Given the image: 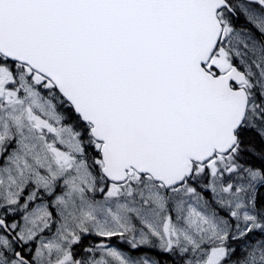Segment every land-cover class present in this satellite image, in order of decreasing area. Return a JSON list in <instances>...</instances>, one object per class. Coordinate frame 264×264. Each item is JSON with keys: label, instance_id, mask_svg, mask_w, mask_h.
Instances as JSON below:
<instances>
[{"label": "snow or ice", "instance_id": "obj_1", "mask_svg": "<svg viewBox=\"0 0 264 264\" xmlns=\"http://www.w3.org/2000/svg\"><path fill=\"white\" fill-rule=\"evenodd\" d=\"M0 264H264V0H0Z\"/></svg>", "mask_w": 264, "mask_h": 264}]
</instances>
